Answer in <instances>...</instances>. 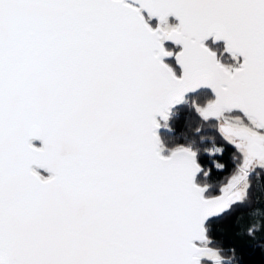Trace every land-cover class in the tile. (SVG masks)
<instances>
[{
  "label": "snow or ice",
  "instance_id": "obj_1",
  "mask_svg": "<svg viewBox=\"0 0 264 264\" xmlns=\"http://www.w3.org/2000/svg\"><path fill=\"white\" fill-rule=\"evenodd\" d=\"M201 87L215 99L189 100ZM181 103L200 122L170 144ZM257 169L264 0H0V264H235L212 225Z\"/></svg>",
  "mask_w": 264,
  "mask_h": 264
},
{
  "label": "trees",
  "instance_id": "obj_2",
  "mask_svg": "<svg viewBox=\"0 0 264 264\" xmlns=\"http://www.w3.org/2000/svg\"><path fill=\"white\" fill-rule=\"evenodd\" d=\"M167 22L171 25L177 24L172 18ZM206 45L217 53L221 64H238V60L240 61L239 58H234L226 52L223 43L214 44L213 41H208ZM182 114V116H173L171 132L161 134L170 144L183 143L190 129L200 122L195 114H189L187 111ZM257 172L259 174L250 182L245 202L234 206L212 225V237L216 246L229 258L232 257L231 250L234 249L235 264H264V229L257 231L254 237L246 234L247 229L253 225L264 226V172H260L259 169Z\"/></svg>",
  "mask_w": 264,
  "mask_h": 264
},
{
  "label": "flooded vegetation",
  "instance_id": "obj_3",
  "mask_svg": "<svg viewBox=\"0 0 264 264\" xmlns=\"http://www.w3.org/2000/svg\"><path fill=\"white\" fill-rule=\"evenodd\" d=\"M150 22V25L155 29L157 28V21L156 20H149ZM154 21H156V24H154ZM175 25H172V26H167L168 28H171V27H174ZM166 49L168 50H171L173 52H179L181 50L180 47H177V46H174V45H171V44H165L164 45ZM165 62L167 64H169V66H171L176 72H177V75H181V70L176 66V62H175V55L171 56L170 58L168 59H165ZM223 66H225L226 68H229L230 70H234L236 67L239 66V64L237 63H234V64H231V65H225L223 64ZM189 100L191 99H198V101L201 103V105L205 104L207 101L209 100H212V99H215L213 94L208 91V90H204V89H201L199 90L196 94L194 95H191L188 97ZM184 106H187L188 108H185ZM184 111H187L189 114H195L198 116V114L196 113L195 109L191 106L190 103H181L180 105H178L174 110V115L173 116H182L183 112ZM199 117V116H198ZM173 119V117H172ZM172 119L170 121V124H172ZM200 120V118H199ZM167 131L165 130H161V134L162 133H166ZM187 135H190V133H187ZM184 140V139H183ZM232 156L233 154L230 152V151H227L225 152L223 158L220 160L221 163H224L226 165V169L223 171V172H219L217 174H215L213 177H212V182L214 183H223L224 181L228 180L230 178V175L231 173L233 172L234 170V166H233V162H232ZM257 170L256 172H254L250 178H249V182L251 181V179H253L256 175H257ZM44 176H48L44 173H42Z\"/></svg>",
  "mask_w": 264,
  "mask_h": 264
},
{
  "label": "water",
  "instance_id": "obj_4",
  "mask_svg": "<svg viewBox=\"0 0 264 264\" xmlns=\"http://www.w3.org/2000/svg\"><path fill=\"white\" fill-rule=\"evenodd\" d=\"M145 14V18H146V21H147V23H149L148 22V20H156L157 21V27H161V23H160V21H159V18L158 17H150V16H148V14L145 12L144 13ZM170 18H172V19H174L175 21H176V25L175 26H177L178 24H179V21H178V19L176 18V17H174V16H170V17H168V20L170 19ZM167 20V21H168ZM150 24V23H149ZM174 26V27H175ZM208 41H213V43L214 44H218V43H223L224 45H225V49H226V47H227V45H226V42L225 41H216L215 40V37L213 36V37H209L206 41H204V44H205V46L206 47H208L207 45H206V43L208 42ZM165 44H171V45H174V46H177V47H180L181 49H182V45H176L173 41H165L164 42V45ZM165 47V46H164ZM209 48V47H208ZM210 49V48H209ZM211 50V49H210ZM212 51V50H211ZM214 52V51H213ZM228 54H230V55H232L230 52H228V51H226ZM216 53V52H215ZM168 58H170V57H164L163 58V60H164V62H165V59H168ZM216 58H217V60H218V55H217V53H216ZM237 58H239L240 59V61H242V57H237ZM219 61V60H218ZM175 62H176V66L181 70V73H182V69L180 68V66L178 65V63H177V61H176V58H175ZM166 63V62H165ZM167 64V63H166ZM225 67V66H224ZM201 89H204V90H208V91H210L212 94H213V96H214V98H215V95H214V93H213V91L210 89V88H208V87H201L200 89H198L197 91H195V92H192V93H188L187 94V97H189V96H191V95H194V94H196L199 90H201ZM180 105V104H179ZM178 106V105H177ZM176 106V107H177ZM175 107V108H176ZM33 143H35L37 146H40L41 144H42V142H40V141H33ZM39 171H41L42 173H44V174H46V175H50L49 173H47V172H45V171H43V170H39Z\"/></svg>",
  "mask_w": 264,
  "mask_h": 264
},
{
  "label": "rangeland",
  "instance_id": "obj_5",
  "mask_svg": "<svg viewBox=\"0 0 264 264\" xmlns=\"http://www.w3.org/2000/svg\"><path fill=\"white\" fill-rule=\"evenodd\" d=\"M167 26H172V25L169 24V23L167 22ZM218 60H219V59H218ZM219 62H220V61H219ZM220 63H221V62H220ZM168 65H169V64H168ZM222 65H223V64H222ZM225 65H226V64H225ZM251 181H253V179H251ZM251 181H250V182H251ZM250 182H249V183H250Z\"/></svg>",
  "mask_w": 264,
  "mask_h": 264
}]
</instances>
